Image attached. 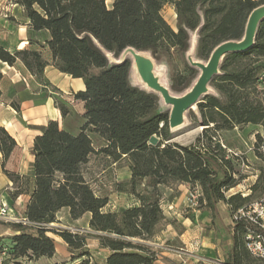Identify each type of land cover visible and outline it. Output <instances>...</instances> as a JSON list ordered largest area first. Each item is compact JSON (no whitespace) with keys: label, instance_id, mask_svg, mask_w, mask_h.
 Masks as SVG:
<instances>
[{"label":"trees","instance_id":"16d2710c","mask_svg":"<svg viewBox=\"0 0 264 264\" xmlns=\"http://www.w3.org/2000/svg\"><path fill=\"white\" fill-rule=\"evenodd\" d=\"M9 1L22 7L30 46L10 51L0 45V62L10 66L20 62L31 75L44 81L46 50L53 66L81 78L84 88L72 95L82 103L83 121L78 130L72 132L49 120L33 138L29 172L20 175L4 170L14 188L10 199L26 193L29 200L19 213L26 223L0 221L13 230L0 241V246L8 244L2 264L52 258L55 244L48 231L58 233L72 259L79 260L77 264L154 263L157 252L149 241L163 218L160 201L139 196L134 205L105 210L108 195L98 194L83 171V165L96 152L94 134L103 140L98 152L112 162L126 161L130 182L152 176L159 185H198V201L209 211L212 225L218 218V202L225 205L229 243L218 264H264V259L252 257L246 249L250 224L232 219L254 194L264 192V18L249 48L227 53L220 60L218 73L209 83L213 92L197 103L204 128L188 145L171 141L173 134L160 95L132 83L131 60L120 58L123 50L133 48L149 52L153 61L169 63L172 71L167 87L172 94H183L199 75L187 55L192 32L197 33L196 57L207 61L218 44L243 38L249 13L264 0H112L110 6L106 0ZM165 4L174 8L175 28L161 13ZM44 32L47 36L39 39L37 36ZM54 102L62 116L69 113L66 104L56 97ZM12 107L19 109L16 103ZM243 124L262 127L263 133L255 134L253 144L262 164L248 194L225 195L240 176H233L231 159L225 156L217 132ZM152 135L158 138L156 144L149 143ZM15 146L14 137L0 126L4 159ZM62 208L68 209L73 220L89 213L90 231L49 226ZM88 238L98 241V249L104 252L101 256L89 249Z\"/></svg>","mask_w":264,"mask_h":264},{"label":"rangeland","instance_id":"374dc122","mask_svg":"<svg viewBox=\"0 0 264 264\" xmlns=\"http://www.w3.org/2000/svg\"><path fill=\"white\" fill-rule=\"evenodd\" d=\"M111 2L112 0H106L108 6H110ZM161 13L171 27L175 28L176 14L173 6L165 4ZM37 37L43 39L44 34H40ZM196 41L197 33L194 31L191 34L190 47L187 51V55L194 60L205 63L206 61L204 59L197 58L195 55ZM140 54L146 57L150 56L149 52H140ZM124 56L131 60L130 78L132 83L147 88L146 84L141 80L138 65L132 59L130 49L123 50L120 54V58ZM180 66L181 65L178 67ZM171 71L172 65L169 63L163 62V60L154 61L153 72L155 76L158 77L162 84L168 87L169 73H171ZM198 72H200L199 69ZM24 87L23 82H19L12 87L9 86L6 96L2 97L3 100L8 102L10 106H12V103H16L19 106L24 98ZM11 91H14L13 93L17 95H13ZM210 92H213V90L210 85H208L207 93ZM62 96H59V94L55 95L58 102H62L70 107L69 128L72 129V132H76L83 121L80 116L82 107L77 105V103L80 102L73 98L71 102L68 100V103H65ZM70 104H76L74 110ZM161 105L163 111L168 115L171 106L165 104L162 99ZM203 128L204 125L201 123L196 103L184 113L182 124L176 129L170 130L173 134L171 141L182 145L193 143L194 139L202 132ZM257 132L262 134V127L260 125L255 126L251 124L238 125L233 129H222L217 132L225 156L231 159V164L235 171L233 176L236 178L240 176L238 182L225 191V195L235 192H241L246 195L250 192V187L259 173L258 167L262 164L261 160L256 157L254 153L253 144ZM92 139L96 152L91 154L88 162L83 165V171L90 181L91 186L98 194L108 195L109 201L105 210L113 211L134 205L137 203L139 196L143 197L145 200L152 198L159 199L163 218L157 224L156 232L149 241V244L157 252L156 259H158L159 262H167V259L163 258L162 252H169L167 255L172 257L175 264H209L208 261H202L201 259L194 260V256L205 255L208 257V254H206L207 252H210L212 255V250L208 247L209 244L218 245L222 250L228 246L229 219L225 211V205L222 202H218V218L216 219V223L212 225L211 221H207L208 218L211 217L209 211L198 201L201 194L198 185L179 182H169L164 185H159L156 184V178L152 176L134 179L133 182H130V173L126 166V161L121 159L118 162H112L101 152H98L99 147L103 144V140L95 134L92 135ZM24 140L27 143L26 136ZM26 151L29 153V149H26ZM16 154L19 155L17 158L21 157L24 161H27L28 154L23 155L21 149H19ZM262 194L263 193L254 194L249 201L260 197ZM199 204L200 208H198ZM56 216L57 219L52 224L56 229H69L71 231L80 232L90 231L87 227L89 213H85L77 220H73L67 215L66 208H63ZM0 228H2L1 222ZM47 235L54 240V256L52 258L42 257L37 261L35 259L27 260L24 264L78 263L79 260L72 259L67 244L57 232L48 231ZM195 240H199L197 246L193 245V241ZM201 242L203 245H200ZM87 244L95 255L101 256L104 253L102 250L98 249V241L96 239L88 238ZM5 245L7 246L8 244L5 243ZM177 254H180V256H177ZM159 262L154 263L160 264Z\"/></svg>","mask_w":264,"mask_h":264},{"label":"crops","instance_id":"0c3cea01","mask_svg":"<svg viewBox=\"0 0 264 264\" xmlns=\"http://www.w3.org/2000/svg\"><path fill=\"white\" fill-rule=\"evenodd\" d=\"M42 34L47 36L45 32ZM0 45L10 51L30 46L27 39V22L23 16L22 7L9 0H0ZM43 52L48 62L44 68V81H40L31 75L20 62L11 66L0 62V72L2 74L0 79V126H3L16 141V146L7 159H4L0 152V202H7L9 206L16 209L19 213L24 210L29 200V194L23 193L11 200L9 193L14 188L4 170L16 172L20 175H25L29 172L30 163L33 159L31 153L33 138L40 132L39 127L45 125L49 120H55L61 127L72 130L69 128L70 113L62 116L59 108L55 105V95H63V99L71 102L73 93L84 88L81 78H74L57 70L52 64L49 53L46 50ZM19 82H23L25 86L23 91L24 98L19 105V109L16 110L2 97L6 96L9 86L12 87ZM13 92L11 91L13 95H17ZM70 105L74 110L76 104ZM77 105L81 107L82 103H77ZM25 136L27 137V143L24 140ZM19 149H21L23 155L28 154L27 161H24L21 157L17 158L19 155L16 152ZM26 149H29V153ZM66 213L68 215L67 208ZM207 221L210 222L211 217ZM12 232V229L2 225V228H0V241L2 242ZM197 241L199 242V240ZM200 245H203V243L201 242ZM208 247L211 248L212 255L210 252L206 253L208 257L196 255L194 260L201 259L202 261H208L209 264H218L219 261L223 260L224 250L215 244H209ZM168 253L162 252L163 258L167 259V262H159L158 259L154 262L169 264L170 261H174L172 257L167 255ZM177 256H180V254H177Z\"/></svg>","mask_w":264,"mask_h":264},{"label":"water","instance_id":"95a60500","mask_svg":"<svg viewBox=\"0 0 264 264\" xmlns=\"http://www.w3.org/2000/svg\"><path fill=\"white\" fill-rule=\"evenodd\" d=\"M263 18L264 4L253 8L249 13L242 39L227 40L218 44L205 63L190 59V63L200 72L191 88L181 95L172 94L168 87L159 81L153 72L154 61L149 56H143L135 49L127 48L130 49L132 59L138 65L141 80L146 87L158 93L163 102L171 106L168 114V126L171 131L182 124L184 113L198 103L201 96L207 94L208 85L212 77L218 73L222 57L230 52L246 50L253 44L256 28ZM157 141L158 138L155 135L149 138L151 144H156Z\"/></svg>","mask_w":264,"mask_h":264},{"label":"built area","instance_id":"2783aa9c","mask_svg":"<svg viewBox=\"0 0 264 264\" xmlns=\"http://www.w3.org/2000/svg\"><path fill=\"white\" fill-rule=\"evenodd\" d=\"M232 219L238 221L246 220L250 224V228L246 232L245 246L252 257L264 259V192L263 194L250 201L245 207L240 208L233 214ZM0 221L2 222H21L26 223L19 212L9 206L7 202H0ZM50 223L49 226H53ZM197 240L193 241V245H198ZM8 247L0 246V264L7 257ZM9 264H13L10 262Z\"/></svg>","mask_w":264,"mask_h":264}]
</instances>
